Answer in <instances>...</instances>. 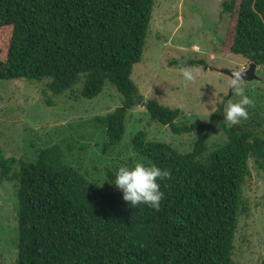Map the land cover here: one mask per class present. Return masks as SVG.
<instances>
[{"label":"trees","instance_id":"16d2710c","mask_svg":"<svg viewBox=\"0 0 264 264\" xmlns=\"http://www.w3.org/2000/svg\"><path fill=\"white\" fill-rule=\"evenodd\" d=\"M153 5L154 0H0V82H45L55 97L87 101L108 83L122 97L114 111L91 119L105 139L104 153L122 141L126 116L138 105L173 135L199 133L189 153L147 141L142 131L133 136L139 161L171 172L160 182L159 210L123 200L111 185L118 168L104 167L103 186L87 178L66 162L70 144L67 151L53 144L20 159L5 157L0 148V187L13 183L14 264H235L242 187L251 159L264 173V139L226 122L215 128L219 109L208 124L178 126L179 109L139 96L131 74L143 54ZM220 7L221 17H235L228 53L264 66V0H228ZM179 66L208 68L202 60ZM215 133L226 141L209 152Z\"/></svg>","mask_w":264,"mask_h":264},{"label":"rangeland","instance_id":"374dc122","mask_svg":"<svg viewBox=\"0 0 264 264\" xmlns=\"http://www.w3.org/2000/svg\"><path fill=\"white\" fill-rule=\"evenodd\" d=\"M223 1L228 0H154L143 54L133 66L131 80L144 100L179 109L178 126L196 121L208 124L222 105L239 100L231 90L233 79L221 71L243 72L250 63L228 53L235 17L220 16ZM192 60H202L208 68H194L195 79L187 82L180 71L185 67L179 65ZM255 75L258 80L242 83L253 103L248 118L237 127L264 139V66L255 67ZM121 98L108 83L98 97L87 101L73 100L70 94L55 97L45 82H0V148L5 157L20 159L39 148L59 144L66 150L70 144L73 150L67 152L66 162L100 186L107 182L104 167L118 168L123 160L139 161L131 143L138 131L145 133L147 141L166 143L179 153L192 151L199 133L173 135L167 126L151 121L138 105L126 116L122 141L104 153L105 139L91 126V119L114 111ZM255 113H259L257 118ZM224 119L223 115L220 123ZM224 141L222 133L211 135L209 152ZM248 167L250 176L242 187L245 206L233 243L235 264H259L264 259V173L255 169L252 159ZM12 194L13 183L5 182L0 187V264H14L17 253Z\"/></svg>","mask_w":264,"mask_h":264},{"label":"clouds","instance_id":"9594fccd","mask_svg":"<svg viewBox=\"0 0 264 264\" xmlns=\"http://www.w3.org/2000/svg\"><path fill=\"white\" fill-rule=\"evenodd\" d=\"M182 77L191 82L195 79L194 68H181ZM242 76L237 73L232 80V89L239 100L228 101L223 107L224 122L230 126L239 125L248 118V108L253 101L242 86ZM171 178V172L157 167L155 164L136 161L131 165H121L115 172L114 185L122 192V198L135 207L145 205L159 210L164 193L160 190V182Z\"/></svg>","mask_w":264,"mask_h":264},{"label":"water","instance_id":"95a60500","mask_svg":"<svg viewBox=\"0 0 264 264\" xmlns=\"http://www.w3.org/2000/svg\"><path fill=\"white\" fill-rule=\"evenodd\" d=\"M255 67L256 66L254 64H250L249 67H248V69L246 71L239 72V74L243 78L242 79V83H244V82H250V81H253V80H258V77L255 75ZM221 72L224 73V74H226L227 76H229L232 79L235 77V74H237V73H232V72H229V71H226V70H222ZM231 90H232V88H231ZM231 90L229 91L228 98L231 95ZM222 119H223V105L220 108V114H219V117L216 120L215 128H217L219 126V123H220V121Z\"/></svg>","mask_w":264,"mask_h":264}]
</instances>
